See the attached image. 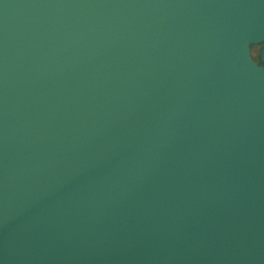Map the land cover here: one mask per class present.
<instances>
[{
	"label": "water",
	"instance_id": "1",
	"mask_svg": "<svg viewBox=\"0 0 264 264\" xmlns=\"http://www.w3.org/2000/svg\"><path fill=\"white\" fill-rule=\"evenodd\" d=\"M260 41L264 0H0V264H264Z\"/></svg>",
	"mask_w": 264,
	"mask_h": 264
},
{
	"label": "rangeland",
	"instance_id": "2",
	"mask_svg": "<svg viewBox=\"0 0 264 264\" xmlns=\"http://www.w3.org/2000/svg\"><path fill=\"white\" fill-rule=\"evenodd\" d=\"M264 50V41L249 43L246 47L249 60L264 71V63L261 60V52Z\"/></svg>",
	"mask_w": 264,
	"mask_h": 264
}]
</instances>
